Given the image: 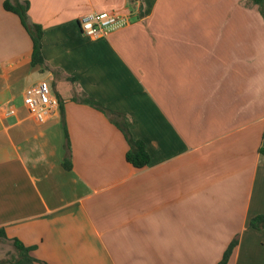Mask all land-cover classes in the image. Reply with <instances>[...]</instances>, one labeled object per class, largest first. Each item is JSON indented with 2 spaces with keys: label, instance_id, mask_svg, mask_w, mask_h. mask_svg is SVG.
Returning <instances> with one entry per match:
<instances>
[{
  "label": "crops",
  "instance_id": "crops-1",
  "mask_svg": "<svg viewBox=\"0 0 264 264\" xmlns=\"http://www.w3.org/2000/svg\"><path fill=\"white\" fill-rule=\"evenodd\" d=\"M0 0V260L19 264H264V14L251 0H19L42 28L47 70ZM14 2V0H10ZM128 24L99 39L78 19ZM264 12V6H263ZM69 78H75L72 82ZM50 83L56 114L38 123L25 90ZM84 96L125 115L149 163ZM72 168L62 167L65 137ZM14 110L13 114H9Z\"/></svg>",
  "mask_w": 264,
  "mask_h": 264
},
{
  "label": "trees",
  "instance_id": "trees-1",
  "mask_svg": "<svg viewBox=\"0 0 264 264\" xmlns=\"http://www.w3.org/2000/svg\"><path fill=\"white\" fill-rule=\"evenodd\" d=\"M251 2L253 5L258 6L259 11L263 15L264 0H251ZM27 7H28L27 3L25 2L21 3L19 2V0H14V2H11L10 0H5L3 2V9L18 17L21 26L24 28V30L27 32L28 36L30 37L31 45H32L31 55H30V66L32 68H38L40 72H45V70H47V67L45 65V61L42 56L43 31L40 26L30 23L27 17ZM69 80L74 82L75 78H69ZM72 100L80 101L81 103L86 104L99 112H102L107 117L109 122L114 127H116V129L122 134L127 144L125 161L128 164H130L133 168L137 170H141L148 165L149 157H148V153L146 152L144 143L140 140H135L132 138L128 129L125 115L103 107L102 105H100L90 97L84 96L81 99L74 98ZM60 117L62 121L64 137H65V144H64L65 152L61 165L66 171H70L72 168V163L70 161V146L65 128V115L61 103H60ZM258 152L260 156L264 158V144L259 148ZM248 227L256 231L263 230L264 214H260L252 217L248 223ZM0 240L2 241L9 240L4 230L2 229H0ZM10 242L12 243V246L14 248L16 257H13L8 261L0 260V264H19L23 260H32V258L29 256V253L32 251V248L25 247L17 239H12L10 240ZM237 244H238V237H235V239L227 247L226 251L223 254L222 259L218 264H227V261L233 249L237 246ZM41 264H45V263H41Z\"/></svg>",
  "mask_w": 264,
  "mask_h": 264
},
{
  "label": "built area",
  "instance_id": "built-area-1",
  "mask_svg": "<svg viewBox=\"0 0 264 264\" xmlns=\"http://www.w3.org/2000/svg\"><path fill=\"white\" fill-rule=\"evenodd\" d=\"M82 35L99 39L109 32L124 28L128 21L114 12L88 13L78 19ZM23 104L28 113L38 122L45 123L58 111L59 101L52 94L50 85L42 80L27 88L23 97ZM10 110L9 114H13Z\"/></svg>",
  "mask_w": 264,
  "mask_h": 264
},
{
  "label": "rangeland",
  "instance_id": "rangeland-1",
  "mask_svg": "<svg viewBox=\"0 0 264 264\" xmlns=\"http://www.w3.org/2000/svg\"><path fill=\"white\" fill-rule=\"evenodd\" d=\"M49 85H50V83H49ZM50 88H51V86H50ZM51 92H52V89H51ZM7 260H9V258H7Z\"/></svg>",
  "mask_w": 264,
  "mask_h": 264
}]
</instances>
